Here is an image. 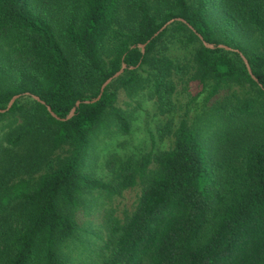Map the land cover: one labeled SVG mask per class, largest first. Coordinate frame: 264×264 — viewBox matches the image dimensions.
<instances>
[{
  "label": "trees",
  "instance_id": "obj_1",
  "mask_svg": "<svg viewBox=\"0 0 264 264\" xmlns=\"http://www.w3.org/2000/svg\"><path fill=\"white\" fill-rule=\"evenodd\" d=\"M118 88L152 99L171 142L110 153L101 179L86 166L103 121L127 129ZM14 93L0 111V264H65L81 194L137 180L132 208L101 217L99 264H264V0H0V108Z\"/></svg>",
  "mask_w": 264,
  "mask_h": 264
},
{
  "label": "rangeland",
  "instance_id": "obj_2",
  "mask_svg": "<svg viewBox=\"0 0 264 264\" xmlns=\"http://www.w3.org/2000/svg\"><path fill=\"white\" fill-rule=\"evenodd\" d=\"M215 13V9H212L213 18ZM170 45L172 53L181 51L175 43ZM193 87L192 85L191 88ZM113 105L125 116L127 129L118 127L114 115L96 128L86 169L90 175L101 179L108 178L109 171L104 162L110 153L120 157L127 154L138 156L150 149L165 148L171 142L170 136L159 137L156 131L155 123L161 115L155 114L152 99L141 94L129 97L118 88ZM139 188L140 183L137 180L132 186L109 197L97 190H86L81 194L74 211L78 230L68 246L63 248L67 255L65 264H99L98 243L105 233L101 217L108 207L113 208V215L121 217L124 211L132 208Z\"/></svg>",
  "mask_w": 264,
  "mask_h": 264
},
{
  "label": "water",
  "instance_id": "obj_3",
  "mask_svg": "<svg viewBox=\"0 0 264 264\" xmlns=\"http://www.w3.org/2000/svg\"><path fill=\"white\" fill-rule=\"evenodd\" d=\"M175 18H176V19L183 20V18H181V17H171V18L167 19L166 21H164V22L158 27V29H156V30L153 32L152 35L156 34L158 31H160L163 27H165L168 23H170V22H171L172 20H174ZM199 37H200V36H199ZM202 42H203L206 46H209V47H212V46H213V44L210 43V42H206V41H204V40H202ZM143 45H144V43H141V44H140L141 49H142ZM218 45L224 46V47H226V48H230L229 46H227V45H225V44H222V43H219ZM240 56H241V58H242V60H243V62H244V64H245V67H246L247 71L249 72L250 76H251L253 79H255V76H254V75L251 73V71H250V68H249V65H248V63H247V61H246V58H245L244 55L241 54V53H240ZM123 67H124V63H121V65H120V67H119L118 69H116L113 73H111L109 76H107V77H106V78L100 83V85H99V91H98V93L96 94L95 97H93V98H91V99H83V101H88V100L93 101V100L97 99V98L99 97V95H100V93H101L103 87L106 85V83H107L110 79H112L113 77H115L116 75H118V74L122 71ZM18 95H19V93H14V94H12V95L9 97L8 101L6 102L5 106L2 107V108H0V111H4V110L8 109V107L11 105V103L13 102V100H14ZM34 97H35L36 99H38V97H37L36 95H34ZM79 102H80L79 99H76V100L74 101L73 105L70 107V109H69V111H68V113L66 114L65 117H68V116L72 115V113H73L75 107L78 105ZM46 108H47V110L50 112L51 115L55 116V114L50 110V108H49L48 105H46Z\"/></svg>",
  "mask_w": 264,
  "mask_h": 264
}]
</instances>
